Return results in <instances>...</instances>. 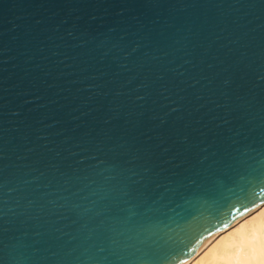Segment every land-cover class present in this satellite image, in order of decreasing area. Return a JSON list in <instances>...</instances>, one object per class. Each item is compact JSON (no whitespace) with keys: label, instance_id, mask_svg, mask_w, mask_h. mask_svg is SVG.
Returning <instances> with one entry per match:
<instances>
[{"label":"water","instance_id":"water-1","mask_svg":"<svg viewBox=\"0 0 264 264\" xmlns=\"http://www.w3.org/2000/svg\"><path fill=\"white\" fill-rule=\"evenodd\" d=\"M122 188L181 204L167 260ZM263 203L264 0H0V264L187 263Z\"/></svg>","mask_w":264,"mask_h":264},{"label":"bare ground","instance_id":"bare-ground-1","mask_svg":"<svg viewBox=\"0 0 264 264\" xmlns=\"http://www.w3.org/2000/svg\"><path fill=\"white\" fill-rule=\"evenodd\" d=\"M186 264H264V203L214 235Z\"/></svg>","mask_w":264,"mask_h":264},{"label":"snow or ice","instance_id":"snow-or-ice-1","mask_svg":"<svg viewBox=\"0 0 264 264\" xmlns=\"http://www.w3.org/2000/svg\"><path fill=\"white\" fill-rule=\"evenodd\" d=\"M121 191H123L125 197L128 198L125 200L127 207H121L119 205L113 206L106 209L105 214L117 217L124 222L138 218L137 223L130 228L133 235L130 236L129 239L136 240L140 245L146 248H152L157 244L160 245L167 250V260L171 237L168 232H165L162 228H159V226L164 224L163 218L167 217L170 212H176L177 209L181 207V204L175 203L173 207L174 201L166 200L164 194L141 191L139 188H127V190L122 188ZM149 202L154 206L152 214L148 215L146 213L144 216H141L140 212L137 210ZM128 213H130V215H128ZM157 229H159V233L161 234H158ZM117 242L118 241L113 238L112 243L115 244ZM181 264H186V262L181 261Z\"/></svg>","mask_w":264,"mask_h":264}]
</instances>
